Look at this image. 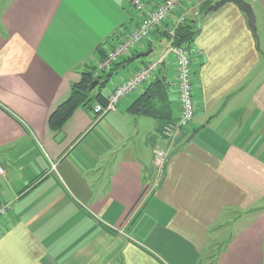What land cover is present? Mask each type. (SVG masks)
<instances>
[{
    "label": "crops",
    "instance_id": "1",
    "mask_svg": "<svg viewBox=\"0 0 264 264\" xmlns=\"http://www.w3.org/2000/svg\"><path fill=\"white\" fill-rule=\"evenodd\" d=\"M248 2L264 37V0ZM129 8L0 0V264H264V55L235 4L206 17L192 42L203 51L191 62L194 117L174 140L161 134L165 119L124 105L158 75L170 85L164 108L178 116L170 54L115 112L78 107L61 130L48 126L84 67L96 70L98 48L138 24ZM174 19L101 73L111 74L103 95L152 62L138 58L155 42L156 60L164 55L160 32ZM154 148L168 158L150 193Z\"/></svg>",
    "mask_w": 264,
    "mask_h": 264
},
{
    "label": "built area",
    "instance_id": "2",
    "mask_svg": "<svg viewBox=\"0 0 264 264\" xmlns=\"http://www.w3.org/2000/svg\"><path fill=\"white\" fill-rule=\"evenodd\" d=\"M125 4L140 14L138 24L129 30L117 44L107 52V56L97 64V70L108 69L112 63L117 62L121 57L128 54L135 47L140 45L152 32L162 25L168 18L175 16L170 28L167 29L169 38H165L164 55L152 62H148L128 78L119 82L114 89L106 96L105 102H96L92 108L96 118H100L110 112H115L124 97L136 90L141 84L148 81L154 72L159 68L163 57L168 54L173 56L175 87L178 97V116L163 125L161 134L166 140H174L194 117L193 104V82H192V57L202 55L203 51L196 45L190 46L173 45L172 38L175 29L187 22L190 18L198 15L196 0H161L154 6H147L144 0H124ZM168 155L162 148L153 149V166L155 182L150 186V191L157 187L161 181L164 166ZM3 169L0 167V174ZM151 193V192H150ZM9 210V204L0 203V218L5 216Z\"/></svg>",
    "mask_w": 264,
    "mask_h": 264
},
{
    "label": "trees",
    "instance_id": "3",
    "mask_svg": "<svg viewBox=\"0 0 264 264\" xmlns=\"http://www.w3.org/2000/svg\"><path fill=\"white\" fill-rule=\"evenodd\" d=\"M195 22H196L195 19L190 18L187 22L179 25L174 31L172 44L190 46L198 33V28ZM158 28L159 27H157L152 33L159 31ZM160 33H161L160 34L161 37H166V38L170 37L169 34L167 33V30L161 31ZM122 34H124V32L123 33L120 32L117 34L119 35V37L116 41L112 39L113 38L112 36L110 39L106 40L103 43L102 47L98 48V54L101 55L100 60L105 58L107 56V52L110 49H112L117 44V42L120 41V35ZM111 66L108 69H110ZM105 70L99 71L97 70V67L96 70L95 68L90 66L84 67V70L80 74V79L77 82L71 84L68 98L65 101L61 102L49 114L48 126L50 127V129H52L53 131L61 130L63 125L69 120L73 112L78 107H83L87 110L92 111V108L96 102H101V103L105 102L106 96L103 95L101 89L102 86L108 81V77L111 75L110 73L104 75L101 74L105 72ZM154 79H155L153 82L154 88L147 90L137 99H135L129 105L128 111L130 113L152 115V116H156L157 118L165 119L164 123L166 124L174 120V118H172L170 109L164 108L167 107L168 104L167 93L169 91L170 85L167 82V80L166 79L163 80L161 76L156 75ZM93 81H98V82L94 88L90 89L89 86Z\"/></svg>",
    "mask_w": 264,
    "mask_h": 264
},
{
    "label": "rangeland",
    "instance_id": "4",
    "mask_svg": "<svg viewBox=\"0 0 264 264\" xmlns=\"http://www.w3.org/2000/svg\"><path fill=\"white\" fill-rule=\"evenodd\" d=\"M145 2H146V4H147V6H151L149 3H147L148 1L147 0H144ZM197 1V0H196ZM199 2V4L203 1V0H198ZM206 1V0H205ZM204 1V2H205ZM215 0H211V4L214 2ZM247 2H248V0H246ZM198 4V5H199ZM233 4V3H232ZM210 5V4H209ZM209 5H207V6H205L202 10H201V13L199 14V15H197L195 18V24H196V26H197V28H198V31L199 30H201L202 29V27H201V25L203 24V21L206 19V17H208L210 14H212V13H214V11L213 12H210V13H207V14H204V12H205V10H206V8L209 6ZM130 10H132V12H135V10L134 9H132L131 7L129 8ZM128 9V10H129ZM218 10V9H217ZM254 14H255V17H256V27H257V35H258V37H260L259 38V41H260V50L263 52L264 51V37L262 36V30L260 29V14H259V12H258V9L256 8V6L254 7ZM199 26V27H198ZM195 39V38H194ZM154 47L155 48H153V50H152V52H150L147 56H145V57H140V58H138L139 60H143V61H154V60H156V57L157 56H159L160 55V53H158L159 51L161 52V48H159V51H158V43L157 42H155L154 44ZM130 53V52H129ZM170 56L172 57V55L170 54ZM167 65L169 66V65H171V60H170V58H167ZM132 66H133V64H132ZM170 67V66H169ZM174 67V66H173ZM132 67H128V70H130ZM255 70V69H254ZM125 71H127V70H125ZM122 71H120L119 73H117V74H114V76L112 77V82H116L118 79H120V77H122V75H123V73H121ZM193 72V71H192ZM128 97L127 98H133V92L132 93H130L129 95H127ZM125 98V97H124ZM129 102L130 101H125L124 102V105H126V107L127 106H129ZM111 113V112H110ZM109 113V114H110ZM130 128H131V124H129V129L128 130H130ZM131 135H132V138H133V133L131 132ZM162 180V179H161ZM203 259H202V261H201V264H203V262H204V255H203V257H202Z\"/></svg>",
    "mask_w": 264,
    "mask_h": 264
},
{
    "label": "water",
    "instance_id": "5",
    "mask_svg": "<svg viewBox=\"0 0 264 264\" xmlns=\"http://www.w3.org/2000/svg\"><path fill=\"white\" fill-rule=\"evenodd\" d=\"M227 3H233L235 4V6L245 14L246 19H247V25L250 28L255 41H256V48L258 51H260L263 55L264 53L260 50V41H259V37L257 35V27H256V17L254 14V10L253 7L251 6V4L249 2H247L246 0H216L215 2H213L212 4H210L204 14L216 11L217 9H219L220 7H222L223 5L227 4ZM151 52V50L146 51L145 53L141 54L140 56H147L149 53ZM98 81H93L89 88L92 89L96 86Z\"/></svg>",
    "mask_w": 264,
    "mask_h": 264
}]
</instances>
